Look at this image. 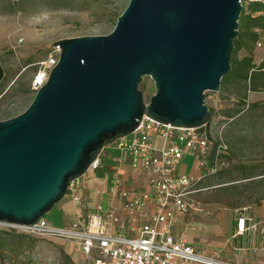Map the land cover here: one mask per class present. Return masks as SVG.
<instances>
[{
  "label": "water",
  "instance_id": "obj_1",
  "mask_svg": "<svg viewBox=\"0 0 264 264\" xmlns=\"http://www.w3.org/2000/svg\"><path fill=\"white\" fill-rule=\"evenodd\" d=\"M243 9V0H130L110 34L53 43L61 52L46 84L24 112L0 121V222L45 217L145 116L208 124L205 93L219 92L231 71ZM146 76L156 87L149 102ZM4 77L0 59V84Z\"/></svg>",
  "mask_w": 264,
  "mask_h": 264
},
{
  "label": "rangeland",
  "instance_id": "obj_2",
  "mask_svg": "<svg viewBox=\"0 0 264 264\" xmlns=\"http://www.w3.org/2000/svg\"><path fill=\"white\" fill-rule=\"evenodd\" d=\"M251 1L243 0V5L247 6ZM129 2L130 0H0V59L5 69V77L0 84V121L21 114L31 105L37 93L32 86L40 62L51 55L60 56L59 46L55 47L53 43L74 37L110 34L115 28L118 15L124 12ZM253 53L257 62L264 57L262 49L255 48ZM143 85L145 89L142 88ZM140 88L146 102H149L156 92L154 80L144 77ZM241 96L242 85L239 83L219 92L205 93L206 104L216 110L213 115L216 122L214 136L222 131L236 158L241 157L239 160H242V172L238 163H232L228 169L216 175H208L206 178L210 182L204 186L210 187L208 191L215 190L218 186H231V194L248 203L255 196L264 195V178L257 183L228 184L226 181L241 174L243 177L264 171V95L260 99L262 104L254 110L242 105ZM244 109L246 112L243 117L231 120L233 115ZM221 114L227 115L226 118H222ZM47 216L54 219L57 225H62L57 209L47 213L45 217ZM0 238H7L11 243L6 247L0 264L93 263L88 258L74 259L68 254V240L12 232L1 227ZM18 241L22 245L17 244Z\"/></svg>",
  "mask_w": 264,
  "mask_h": 264
},
{
  "label": "built area",
  "instance_id": "obj_3",
  "mask_svg": "<svg viewBox=\"0 0 264 264\" xmlns=\"http://www.w3.org/2000/svg\"><path fill=\"white\" fill-rule=\"evenodd\" d=\"M257 47L263 49L264 40ZM58 61L59 56L51 55L40 62V68L33 79L32 87L35 92L46 84ZM215 124L212 117L204 126L177 127L145 116L133 133L114 142L120 151L129 153L135 162H141L144 168L152 172L149 181L153 192H138L131 197L124 194L128 197L125 207L130 214L142 210L149 203L158 207L156 212L147 216V222L138 236L114 233L101 207L88 210L71 224L61 227L53 225L45 217L32 225L0 222V227L73 241L92 259V264H237L218 254L198 250L185 241L175 240L171 235V227L178 212L186 213L198 209L192 195L198 190L200 180L220 173L224 164L223 158L228 153L229 146L221 130L214 136ZM153 134L164 140L165 144L161 148L154 145ZM187 154L197 157L203 171L198 178L179 171V166ZM101 164L102 159L99 156L90 165L88 172L98 169ZM81 178L70 183L68 194L76 203L86 207L87 200L82 192ZM246 210V207L238 210L235 237L256 230L261 223L249 216ZM108 215L114 223L120 222L114 212H109Z\"/></svg>",
  "mask_w": 264,
  "mask_h": 264
},
{
  "label": "crops",
  "instance_id": "obj_4",
  "mask_svg": "<svg viewBox=\"0 0 264 264\" xmlns=\"http://www.w3.org/2000/svg\"><path fill=\"white\" fill-rule=\"evenodd\" d=\"M263 95L264 92H251L248 96V102H260ZM214 104L216 106V102ZM245 112L244 109L233 115L231 120L243 117ZM215 113L216 110L214 109ZM220 116L226 118L227 115L221 114ZM152 139L158 148L165 144L164 140L155 134L152 135ZM225 141L229 146V151L223 158L224 164L220 172L228 169L232 163H238L242 172V160H239L241 157L237 159L234 151L230 148V144L226 139ZM100 156L102 159L101 166L96 170H91L81 178L82 192L86 197L87 206L79 205L67 193L51 210L52 212L57 209L62 225H57L54 219L52 220L48 216L45 218L55 226H66L80 218L88 210H96L101 207L109 222L110 229L114 233H121L129 237L138 236L142 226L147 222V216L156 212L158 207L154 203H149L142 210L130 214L125 205L128 197L135 193L153 192L149 181L152 172L144 168L141 162H135L129 153L120 151L114 143L107 145ZM179 171L196 178L203 174L197 157L190 154L184 156ZM206 177L200 180L197 185L198 190L192 195L198 209L186 213L178 212L171 227V235L175 240L185 241L198 250L208 254H218L223 259L237 264H264V195L253 196L251 201L244 203L241 197L231 194V186L228 188L218 186L215 190H204L206 188L204 185L210 182V179ZM263 178L264 171L246 174L243 177L241 174L237 178L227 180L226 183H257L260 181L259 179ZM125 193L128 194V197L124 195ZM244 207L247 208L246 212L249 216L261 223L256 230L235 237L237 213L239 209ZM109 212H114L119 217L120 222L111 221ZM66 245V252L72 255L74 259L84 260L88 258L92 260L77 243L69 241Z\"/></svg>",
  "mask_w": 264,
  "mask_h": 264
},
{
  "label": "trees",
  "instance_id": "obj_5",
  "mask_svg": "<svg viewBox=\"0 0 264 264\" xmlns=\"http://www.w3.org/2000/svg\"><path fill=\"white\" fill-rule=\"evenodd\" d=\"M121 14L118 15V18ZM263 31L264 1L252 0L247 6H244L241 14L239 35L235 40L232 68L223 77L221 84V89L228 88V86L235 83L241 84L242 96L240 101L242 100V105H247V109H256L262 104V102L249 103L248 96L251 92H264V57L257 62L253 53L255 48L259 49L257 44L264 40ZM142 88L145 89V86L143 85ZM210 109L214 115V109L212 107ZM17 244L22 245V242L18 241ZM9 245L11 243L7 238H0V260L5 256V249Z\"/></svg>",
  "mask_w": 264,
  "mask_h": 264
}]
</instances>
